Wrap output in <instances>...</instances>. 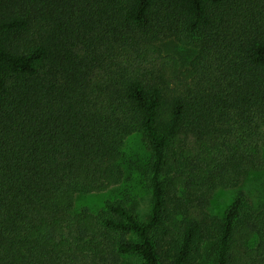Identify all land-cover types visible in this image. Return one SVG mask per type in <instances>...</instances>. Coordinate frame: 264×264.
Returning a JSON list of instances; mask_svg holds the SVG:
<instances>
[{"label":"trees","instance_id":"1","mask_svg":"<svg viewBox=\"0 0 264 264\" xmlns=\"http://www.w3.org/2000/svg\"><path fill=\"white\" fill-rule=\"evenodd\" d=\"M135 132L145 219L122 199L74 214ZM260 171L264 0H0V264H264V200L210 211Z\"/></svg>","mask_w":264,"mask_h":264},{"label":"rangeland","instance_id":"2","mask_svg":"<svg viewBox=\"0 0 264 264\" xmlns=\"http://www.w3.org/2000/svg\"><path fill=\"white\" fill-rule=\"evenodd\" d=\"M163 48L165 53L179 57L182 63L191 61L197 54L196 49L180 44L176 40H167L163 43ZM150 157V151L142 134L140 132L131 134L126 140L120 160L124 170L122 180L103 192L78 194L73 213L77 214L84 210L98 213L108 200L122 199L145 219L151 204V190L145 178ZM240 191H246L256 204L262 202L264 200V172H253L238 188L218 189L212 199L210 211L223 215ZM255 241L256 239L252 242L255 243ZM126 262L127 264H143V261L137 257L127 258Z\"/></svg>","mask_w":264,"mask_h":264}]
</instances>
